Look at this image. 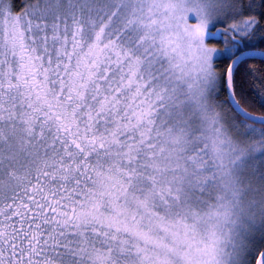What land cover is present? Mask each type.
<instances>
[{"label":"snow or ice","instance_id":"6c2138e0","mask_svg":"<svg viewBox=\"0 0 264 264\" xmlns=\"http://www.w3.org/2000/svg\"><path fill=\"white\" fill-rule=\"evenodd\" d=\"M258 38L264 0H0V264H246L264 129L212 97Z\"/></svg>","mask_w":264,"mask_h":264},{"label":"trees","instance_id":"16d2710c","mask_svg":"<svg viewBox=\"0 0 264 264\" xmlns=\"http://www.w3.org/2000/svg\"><path fill=\"white\" fill-rule=\"evenodd\" d=\"M251 2V0H242L244 5H247ZM13 5V11L21 12L23 8L28 3V0H11ZM260 0H256V4H259ZM261 9H257V12L245 11L244 16L249 15H257ZM233 23L230 19V22L224 24L222 32L228 28V26ZM221 32V33H222ZM231 37L232 33L228 34ZM208 44L214 45L217 48L223 47V40L221 35L216 37L215 39L210 37L208 38ZM254 48L256 49H264V39H256L253 42ZM227 62L225 61L222 67L226 69ZM220 71L221 69H217ZM264 59L249 57L241 60L239 64L236 66L234 71V95L237 101L247 110L263 114L264 115ZM217 101L222 102L232 113L233 115L240 121H245L247 123H252V125L258 126L259 130L264 129V125L260 123L253 124L252 121L242 118L239 114H237L234 109L229 104L226 91L225 84H219V88L214 95ZM262 133V132H260ZM264 249V232L260 237V241L254 251V254L249 259V264H255L256 257L258 253Z\"/></svg>","mask_w":264,"mask_h":264},{"label":"rangeland","instance_id":"374dc122","mask_svg":"<svg viewBox=\"0 0 264 264\" xmlns=\"http://www.w3.org/2000/svg\"><path fill=\"white\" fill-rule=\"evenodd\" d=\"M20 12L13 11V15H16ZM230 22V19L227 17H221L218 20L214 21L210 26V31L216 32V37H219L221 35L222 29L224 24ZM187 24L189 28L195 29L199 24L200 20L195 17V14H189V18L186 21L181 22V26L183 27L184 24ZM219 30V31H216ZM208 38L209 36H206L205 42L208 46L212 47L214 45L208 44ZM216 47V46H214ZM219 88V84L217 85V88L213 94V100L216 104H219L224 112L227 114L228 118L231 120V122L236 125V128L239 130V132L242 134L241 139H243L248 144H253L254 142H258L262 139V133L261 130H259L258 126L253 125L257 131L255 133H251L248 131L247 126L252 125V123H247L245 121L238 120L233 113L220 101H217L214 97L216 91ZM247 170L253 174L254 177H259L261 174H264V150H262L258 143L255 144V147L253 148L252 152L250 153V157L247 160ZM254 183L258 186L259 181L256 180ZM256 199L259 198L258 194L255 197ZM252 231L250 232L248 236V241L250 242L251 246H249L244 253V257L246 260V264H249L250 257L254 254V251L260 241V237L262 233L264 232V222H262L259 217H257L254 224L251 225Z\"/></svg>","mask_w":264,"mask_h":264},{"label":"water","instance_id":"95a60500","mask_svg":"<svg viewBox=\"0 0 264 264\" xmlns=\"http://www.w3.org/2000/svg\"><path fill=\"white\" fill-rule=\"evenodd\" d=\"M254 50L258 52V51L261 50V49H256V48H254ZM252 57H254V58H260L258 55H256V56H252ZM245 58H249V57H243V56H242L241 59L237 62L236 66L239 64V62H240L241 60H243V59H245ZM260 59H261V58H260ZM235 68H236V67H235ZM224 84H225L226 97H227V100H228L229 104L231 105V107L234 109V111H235L237 114H239L242 118L246 119V118L241 114V112H240L239 110H237L236 107H235V103H234V101H235L236 103H239V102L237 101V99L235 98V95H231V94H230V90L227 88L226 82H225ZM239 105H240V109H242L244 112L249 113L251 117L264 116L263 114L254 113V112H251V111L245 109L240 103H239ZM247 120H250V121L253 122L252 119H247ZM256 123H259V122L257 121ZM262 252H264V249L261 250V251L258 253V255H257V257H256V260H255V264H264V256L261 255Z\"/></svg>","mask_w":264,"mask_h":264}]
</instances>
